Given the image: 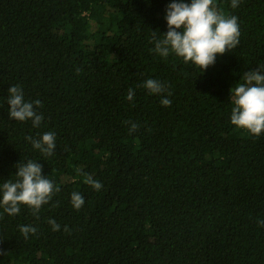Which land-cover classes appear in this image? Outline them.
<instances>
[{
  "label": "trees",
  "instance_id": "obj_1",
  "mask_svg": "<svg viewBox=\"0 0 264 264\" xmlns=\"http://www.w3.org/2000/svg\"><path fill=\"white\" fill-rule=\"evenodd\" d=\"M171 2L0 0V184L31 159L59 188L38 218L0 208V264H264V133L230 120L231 87L264 65V0H214L238 18L239 44L204 71L151 51ZM149 78L171 95L139 87ZM12 85L41 101L38 128L9 118ZM48 131L46 157L26 137Z\"/></svg>",
  "mask_w": 264,
  "mask_h": 264
},
{
  "label": "clouds",
  "instance_id": "obj_2",
  "mask_svg": "<svg viewBox=\"0 0 264 264\" xmlns=\"http://www.w3.org/2000/svg\"><path fill=\"white\" fill-rule=\"evenodd\" d=\"M239 0H231V7H238ZM165 20L167 31L162 37H158L156 31L152 32L150 43L154 45L151 51L163 58L170 54L181 57L185 63H193L202 71L213 65L217 55L230 52L239 44V24L235 15H225L220 12L214 0H172L166 6ZM81 69L76 68L77 74ZM243 83H237L230 89L231 123L240 129L247 130L250 134L259 136L264 133V65L243 73ZM151 94L171 92L167 86L156 79H146L142 85ZM7 104L10 119L20 122L32 121L34 128H38L43 120L42 113L37 111L42 107L39 99L26 101L24 93L19 85L8 88ZM134 90L129 88L126 99L134 98ZM161 104L170 106L171 100L162 97ZM129 125V134L138 130L139 125L132 121ZM34 149L39 150L44 156L54 154L56 148L55 132H44L38 138L26 137ZM16 179L6 180L0 184V208L10 216L18 215L21 205H25L37 216L42 205L51 201L54 193L59 191L54 182L42 175V165L31 159L24 163L16 164ZM86 184L99 191L102 183L85 174ZM71 204L79 210L84 204V197L79 192L71 193ZM48 223L53 231L60 230V225L54 219ZM260 226H264V220H258ZM69 231L67 227L64 229ZM19 231L27 239L29 234H35L37 229L32 225H20Z\"/></svg>",
  "mask_w": 264,
  "mask_h": 264
}]
</instances>
